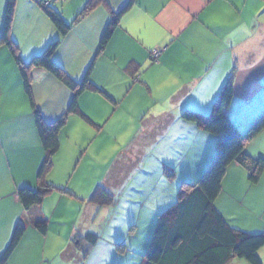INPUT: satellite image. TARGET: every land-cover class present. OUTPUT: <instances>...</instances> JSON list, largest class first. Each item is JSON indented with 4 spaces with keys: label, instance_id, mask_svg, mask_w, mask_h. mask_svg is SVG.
Instances as JSON below:
<instances>
[{
    "label": "crops",
    "instance_id": "1",
    "mask_svg": "<svg viewBox=\"0 0 264 264\" xmlns=\"http://www.w3.org/2000/svg\"><path fill=\"white\" fill-rule=\"evenodd\" d=\"M7 1L0 0V36ZM46 2L71 24L54 61L77 83L90 69L88 80L103 93L77 96L88 119L68 115L46 176L55 188L24 210L17 190L36 188L44 155L31 102L52 123L73 91L36 67L30 102L8 47L0 44V254L21 221L24 234L6 264H138L158 215L215 155V136L181 113H209L229 80L233 95L224 111L241 132L264 113V0H102L75 21L87 0ZM125 6L99 51L103 31ZM9 36L28 61L59 34L37 0H15ZM154 49L161 53L151 61ZM244 152L264 159V129ZM97 186L112 195V205L90 201ZM214 205L233 228L264 232V173L251 183L241 165L229 164ZM38 220L47 221L44 231ZM258 256L264 264V246Z\"/></svg>",
    "mask_w": 264,
    "mask_h": 264
},
{
    "label": "trees",
    "instance_id": "2",
    "mask_svg": "<svg viewBox=\"0 0 264 264\" xmlns=\"http://www.w3.org/2000/svg\"><path fill=\"white\" fill-rule=\"evenodd\" d=\"M97 1L102 0H87L74 21L90 12ZM37 2L59 36L49 42L42 52L33 55L28 61H23L17 44L9 36L15 0H8L0 44L8 47L30 102V71L36 67L47 70L67 85L73 91V97L65 112L52 123L44 122L39 110L31 102L44 155L36 173V188L22 186L17 190V198L24 210L40 204L44 196L55 188L47 182L46 176L52 168V157L59 149V132L65 125L68 115L76 113L84 116L79 112L77 96L84 90L102 92L88 80L90 69L82 81L77 83L56 64L53 59L55 51L61 36L68 32L71 24L67 23L61 13L52 8L46 0ZM126 7L112 16L100 38L99 51L105 47L119 16ZM232 95V84L229 80L215 98L209 113L202 114L191 110H184L181 113L184 120L195 123L202 131L215 136V155L195 183L184 181L180 184L177 191L178 201L158 215L141 264H228L234 259L245 260L249 264H263L258 251L264 246V232L250 233L233 228L214 205L229 164L241 165L251 183H256L264 173V159H253L244 152L246 143L264 129V113L254 120L246 131L241 132L224 111L229 106ZM169 175L171 176V173ZM90 201L98 206H109L113 204L114 198L102 187L97 186L91 194ZM35 226L44 231L47 221L38 220ZM24 231V223L16 222L10 240L0 254V264H6ZM95 238L96 236L91 233L88 235L90 242H94Z\"/></svg>",
    "mask_w": 264,
    "mask_h": 264
},
{
    "label": "built area",
    "instance_id": "3",
    "mask_svg": "<svg viewBox=\"0 0 264 264\" xmlns=\"http://www.w3.org/2000/svg\"><path fill=\"white\" fill-rule=\"evenodd\" d=\"M160 53H161V49H154V50L150 51V58L153 61H156L157 58L159 57Z\"/></svg>",
    "mask_w": 264,
    "mask_h": 264
},
{
    "label": "rangeland",
    "instance_id": "4",
    "mask_svg": "<svg viewBox=\"0 0 264 264\" xmlns=\"http://www.w3.org/2000/svg\"><path fill=\"white\" fill-rule=\"evenodd\" d=\"M203 174V173H202ZM154 176V175H153ZM135 181H138V179L137 178H135L134 179V181H133V183H135L136 185H140V183H137V182H135ZM176 193H177V190H176ZM147 221H142V223H146ZM127 228L129 227V224H128V226H126ZM107 229V228H106ZM107 230H109V229H107ZM106 230V231H107ZM145 253V251H143V254ZM242 262H243V264H249L248 262H246L245 260H241ZM141 262H142V260L138 263V264H141ZM239 264V263H238Z\"/></svg>",
    "mask_w": 264,
    "mask_h": 264
}]
</instances>
